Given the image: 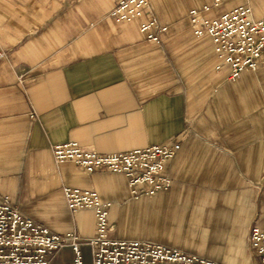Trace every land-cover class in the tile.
I'll list each match as a JSON object with an SVG mask.
<instances>
[{"label":"crops","instance_id":"1","mask_svg":"<svg viewBox=\"0 0 264 264\" xmlns=\"http://www.w3.org/2000/svg\"><path fill=\"white\" fill-rule=\"evenodd\" d=\"M117 1L0 0V200L52 232L76 233L84 264L94 212L70 210L63 185L111 201L110 237L260 264L249 230L264 229V66L230 79L211 38L195 36L188 11L211 0H150L167 26L160 43L139 30L148 14L114 20ZM253 1L225 0L201 16L249 5L259 20ZM173 139L181 146L165 165L170 189L138 198L123 174L57 163L51 148L77 141L115 153ZM72 258L64 245L48 264Z\"/></svg>","mask_w":264,"mask_h":264},{"label":"built area","instance_id":"2","mask_svg":"<svg viewBox=\"0 0 264 264\" xmlns=\"http://www.w3.org/2000/svg\"><path fill=\"white\" fill-rule=\"evenodd\" d=\"M225 0H211L201 8H191L188 18L197 37L208 35L213 51L229 67L230 79L242 71L264 66V17L254 20L249 5H238L214 18L201 16L220 6ZM139 30L147 40L162 41L167 31L153 13L150 0H118L110 12L116 21L140 19ZM0 56L3 53L0 52ZM221 64L217 65L219 69ZM173 139L128 152L98 153L77 141L52 145L54 161H69L87 172L105 169L123 174L133 198L168 191L172 180L165 171L167 161L179 150ZM62 194L70 210L91 209L95 216V233L84 239L91 247L90 264H222L206 257L169 247L148 239H123L109 236L108 213L111 201L92 189L63 185ZM82 239L73 232L50 231L13 205L7 196L0 200V264H48L50 257L64 245L71 247L72 264H84ZM249 245L264 264V229L252 226Z\"/></svg>","mask_w":264,"mask_h":264},{"label":"rangeland","instance_id":"3","mask_svg":"<svg viewBox=\"0 0 264 264\" xmlns=\"http://www.w3.org/2000/svg\"><path fill=\"white\" fill-rule=\"evenodd\" d=\"M252 8L255 15L264 11V0H255L252 2Z\"/></svg>","mask_w":264,"mask_h":264}]
</instances>
